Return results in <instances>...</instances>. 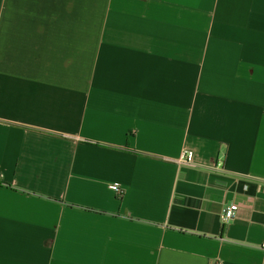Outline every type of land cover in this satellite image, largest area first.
<instances>
[{
	"label": "crops",
	"instance_id": "0c3cea01",
	"mask_svg": "<svg viewBox=\"0 0 264 264\" xmlns=\"http://www.w3.org/2000/svg\"><path fill=\"white\" fill-rule=\"evenodd\" d=\"M0 264H264V0H0Z\"/></svg>",
	"mask_w": 264,
	"mask_h": 264
},
{
	"label": "built area",
	"instance_id": "2783aa9c",
	"mask_svg": "<svg viewBox=\"0 0 264 264\" xmlns=\"http://www.w3.org/2000/svg\"><path fill=\"white\" fill-rule=\"evenodd\" d=\"M192 159H193V152L186 151L183 153L182 162L190 164L192 162ZM112 189L118 194V196L121 197L123 195V192L118 185L112 186ZM237 211H238V206L231 205L227 209L223 210L222 219L224 221L233 220L235 218Z\"/></svg>",
	"mask_w": 264,
	"mask_h": 264
}]
</instances>
